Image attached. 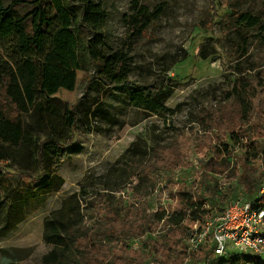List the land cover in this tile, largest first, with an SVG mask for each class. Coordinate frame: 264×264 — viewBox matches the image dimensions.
Returning a JSON list of instances; mask_svg holds the SVG:
<instances>
[{"label":"rangeland","instance_id":"374dc122","mask_svg":"<svg viewBox=\"0 0 264 264\" xmlns=\"http://www.w3.org/2000/svg\"><path fill=\"white\" fill-rule=\"evenodd\" d=\"M14 1L3 0L4 7L21 15L40 7L48 16L43 50L26 51L40 56L56 24L50 0ZM63 1L80 58L74 87L30 107L5 104L3 119L14 123L9 139L0 138L5 176L35 195L8 201L0 185V264H42L54 248L45 239L48 219L69 203L78 206L86 232L77 243L78 264H202L211 241L199 239L188 217L171 220L185 210L187 194L209 183L210 195L217 192L225 205L233 197L250 199L252 178H264V30L236 22L248 12L264 25V0ZM87 2L103 14L96 27L85 18ZM33 24L30 16L31 35ZM18 42V35L0 40V50L15 61ZM113 53L124 54L126 66L111 86L105 68L117 69L107 60ZM147 85L156 91L137 90ZM135 92L170 111L150 112ZM68 108L78 122L64 133L65 157L54 171L40 145L50 133L47 117L61 120ZM13 126L24 132L19 139ZM227 132L237 141L225 148L219 141ZM23 174L49 175L50 190ZM213 201L205 207L223 206Z\"/></svg>","mask_w":264,"mask_h":264},{"label":"trees","instance_id":"16d2710c","mask_svg":"<svg viewBox=\"0 0 264 264\" xmlns=\"http://www.w3.org/2000/svg\"><path fill=\"white\" fill-rule=\"evenodd\" d=\"M25 0H15V4ZM40 1V0H39ZM52 11L56 17V24L54 31L50 33V47L42 55L31 57L26 54V51L36 45L38 49L44 48V35L45 31L41 29L43 23H49L48 16L44 9L40 8L32 12L29 15H21L17 11H12L9 8L4 7L3 0H0V40H6L15 35L19 36V42L16 52L19 56L15 61L6 53L0 50V138L9 139V135L14 125L11 119L4 120L6 115L5 104L9 101H13L17 104L22 103L24 107L34 106L38 100L47 99L56 94L61 88L72 89L75 85L77 78V69L80 67V58L78 52V44L76 37L71 29V20L68 10L63 0H50ZM216 7L213 5V9ZM217 11V9H216ZM216 15V14H214ZM32 16L34 25V34L31 35L26 31V20ZM238 16V17H237ZM236 16L237 25L240 27L259 26V30H264V25L259 24L260 21L257 17L248 12H241ZM85 18L90 20L94 26H98L99 21L103 20V14L100 12L99 7L87 2L85 7ZM140 27L144 22L136 23ZM95 47H101L103 41L100 35L95 36ZM125 54V52H124ZM120 53L111 54L107 60L108 63H115L118 65L116 70L110 67L105 68L107 78L105 79L111 86L117 85L125 76V55ZM253 66L249 65L248 69ZM240 83L242 89H247L249 83L244 78H239L237 83ZM140 91L155 92L156 89L152 85H147L137 89ZM234 91L237 93L241 102L245 103V110L248 102L245 101L243 90H238V84L234 87ZM140 92H135L136 99L146 106V108L154 114H162L165 116L166 112L170 110L160 105L156 99H148L142 96H137ZM162 110H164L162 112ZM56 115L50 114L47 117L48 127L50 128L49 135L41 142V148L45 156H47L51 167L54 171L60 168L65 152L66 143L64 133L73 129L78 122V116L74 108H68L61 120L55 117ZM4 118V119H3ZM7 119V118H6ZM14 135L16 139L24 133L22 128H15L13 126ZM226 139L220 140V136L217 138L222 145L226 148L229 144H234V135L232 133H225ZM258 148H255V152ZM0 185L4 190V196L8 201L27 200L32 198L35 193L31 190H17L13 188L7 177L5 176V167L8 166L7 156L5 151L0 148ZM23 178L26 182L36 181L40 183V186L45 187L43 191L50 190L49 182H51L50 176L45 175L39 179H33L29 174H23ZM61 184L55 188L60 187ZM251 186L254 188L251 191L250 199L254 200L262 188L264 187V178L259 179L252 178ZM211 186L209 183L205 184V187L199 191H193V194H187L190 201L187 202L185 210L179 212L178 215L173 217L172 222H180L185 217L191 224H198V233L202 230L203 223L213 216V208H206L205 204L208 198L214 199V205L216 203L223 204L218 206L219 209L223 208L230 201L239 199V197H233L224 205L225 201L217 200L216 193L211 194ZM209 194V196H207ZM216 198V199H215ZM244 199V198H243ZM264 206V199L263 204ZM165 215L163 212L160 218ZM82 215L78 211V206L75 203H69V206L62 211L53 214L52 219H48L46 242L51 244L54 248L44 255L42 258V264H78V254L82 253L77 247V243L80 241L79 237H85L86 232L84 228L79 227V223H82ZM79 221V222H78ZM7 230V227H5ZM4 228V229H5ZM207 240L211 242L205 246L207 253L201 259L203 264L213 251L215 242L211 237H207ZM204 247V246H203ZM210 264H264V259L260 255H247L241 256L228 253L226 256L214 260Z\"/></svg>","mask_w":264,"mask_h":264},{"label":"built area","instance_id":"2783aa9c","mask_svg":"<svg viewBox=\"0 0 264 264\" xmlns=\"http://www.w3.org/2000/svg\"><path fill=\"white\" fill-rule=\"evenodd\" d=\"M264 187L254 200L239 198L230 201L222 209L214 208L198 233L199 239L211 237L215 242L212 253L203 264L232 253L237 256L260 255L264 259Z\"/></svg>","mask_w":264,"mask_h":264}]
</instances>
